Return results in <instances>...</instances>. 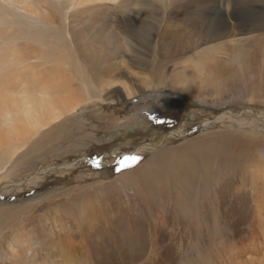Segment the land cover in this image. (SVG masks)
Returning a JSON list of instances; mask_svg holds the SVG:
<instances>
[{"label":"bare ground","instance_id":"1","mask_svg":"<svg viewBox=\"0 0 264 264\" xmlns=\"http://www.w3.org/2000/svg\"><path fill=\"white\" fill-rule=\"evenodd\" d=\"M59 9L79 28L74 47L96 33L118 60L98 73L84 54L88 72L107 76L96 95L72 80L81 69L66 53L71 42L60 50L51 33ZM149 13L170 24L156 37L138 17ZM23 15L44 23L29 28ZM117 84L126 97L164 88L214 108L264 105V0H0V178L30 137L113 100L106 92L122 97ZM231 129L217 149L215 133L198 138L220 154L214 162L201 145L160 150L98 189L0 208V264H264V128Z\"/></svg>","mask_w":264,"mask_h":264},{"label":"rangeland","instance_id":"2","mask_svg":"<svg viewBox=\"0 0 264 264\" xmlns=\"http://www.w3.org/2000/svg\"><path fill=\"white\" fill-rule=\"evenodd\" d=\"M67 13V10L59 9L51 15L54 21L50 26L51 33L56 30L53 37L60 38V50L66 49L63 43L68 45L71 42L72 51L65 52L74 56L75 63L81 69V74L72 72V80H76L78 85L89 86L90 93L96 95V89L93 88L95 82L101 79L105 81L107 76L88 72L84 54L95 64L94 69L98 73L106 67L103 63L111 57L106 55L102 47L103 38L96 33L89 32L81 36L83 42L89 45L74 47L73 43L78 45L80 38L72 42L70 37L79 28L77 24L71 23L70 13ZM23 16L29 19L26 21L29 22V28L38 29L44 23L41 17ZM109 16L115 19L113 12ZM158 16L150 13L138 16L154 37L163 32V26L170 25L166 20L157 21ZM21 21L25 22L23 19ZM151 22H154L155 27L151 26ZM24 29L27 27L22 25L21 33ZM150 40L157 43L158 38ZM52 41L55 45V40ZM21 43H25V39ZM150 45L153 46V43ZM109 63L117 65L118 60L110 59ZM111 74L117 75L115 72ZM117 87L123 92L122 97L106 92L109 93L106 97H112L113 100L104 102L98 99L90 102L27 140L17 154L11 157L0 178V208L27 209L39 201L65 197L67 191L75 188L98 189L122 174L139 169L160 150L164 157L172 149H184L181 147L191 144L201 145L195 150L214 162V158L220 154L211 156L206 146L209 143L197 141L200 136L215 133L211 137L217 149L221 146L218 143H222L219 139L221 130L232 131V126L238 124L247 127L260 124L264 128V105L233 104L214 108L164 88L147 89L136 96L126 97L122 86L117 84ZM224 115L233 119V122H228L226 126L216 125ZM0 132L4 134L1 127ZM256 138L262 139L264 134ZM2 149L0 152L3 153Z\"/></svg>","mask_w":264,"mask_h":264},{"label":"snow or ice","instance_id":"3","mask_svg":"<svg viewBox=\"0 0 264 264\" xmlns=\"http://www.w3.org/2000/svg\"><path fill=\"white\" fill-rule=\"evenodd\" d=\"M130 159H138V157H131Z\"/></svg>","mask_w":264,"mask_h":264}]
</instances>
